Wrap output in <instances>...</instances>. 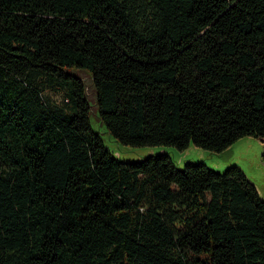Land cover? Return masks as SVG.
<instances>
[{"label":"trees","instance_id":"trees-1","mask_svg":"<svg viewBox=\"0 0 264 264\" xmlns=\"http://www.w3.org/2000/svg\"><path fill=\"white\" fill-rule=\"evenodd\" d=\"M89 98L122 144L264 161V0H0V264H264L242 168L121 160Z\"/></svg>","mask_w":264,"mask_h":264},{"label":"rangeland","instance_id":"rangeland-1","mask_svg":"<svg viewBox=\"0 0 264 264\" xmlns=\"http://www.w3.org/2000/svg\"><path fill=\"white\" fill-rule=\"evenodd\" d=\"M86 74V73H85ZM88 75V74H87ZM43 96L45 98L51 99L57 104H62L65 100V94L60 88H54L53 86L45 87L43 91ZM90 103V123L91 127L98 133H100L101 138L106 146L111 148L121 160L126 161H138L146 158L150 154L168 152L177 163L179 168H183L185 162L193 160V162H205L201 161L200 157L196 155L195 148H188L185 150H179L173 146L165 145H155V146H131L125 145L115 140V138L107 131L106 127L101 123L98 117L95 114L94 102L89 98ZM243 145V150H237L235 155H233L232 160H237L243 170L246 172L249 179L259 186L261 189H264V162L262 161V143L260 140L252 138ZM192 147H196L194 144H191ZM210 153V152H208ZM217 158V156H214ZM182 160V161H181ZM210 161L209 159H207ZM208 164V163H207ZM210 166V165H209ZM231 166V165H229ZM227 165L224 167L221 172L229 168ZM213 168L212 166H210ZM219 171L216 168H213Z\"/></svg>","mask_w":264,"mask_h":264},{"label":"crops","instance_id":"crops-1","mask_svg":"<svg viewBox=\"0 0 264 264\" xmlns=\"http://www.w3.org/2000/svg\"><path fill=\"white\" fill-rule=\"evenodd\" d=\"M253 137H245L242 139H239L237 141H235L229 148H227L225 151H223L221 154H223L226 158H220V156L218 154H216V156H218L217 158L214 157L213 155H209L208 151L204 150V149H200L198 147H189L190 148H195V152L197 155H199L201 157V159L205 160L210 166H213L219 170H222L224 167H226L227 165H229L230 163H238L239 165H241L239 162H236L237 160H232V159H227L229 157H231L232 155H234V153L237 150H243V145L251 142L250 140H252ZM259 140V139H258ZM233 157V156H232ZM231 157V158H232ZM207 159H209L210 161H208ZM242 166V165H241ZM258 191L261 195V197L264 199V189H261L259 186H257Z\"/></svg>","mask_w":264,"mask_h":264},{"label":"water","instance_id":"water-1","mask_svg":"<svg viewBox=\"0 0 264 264\" xmlns=\"http://www.w3.org/2000/svg\"><path fill=\"white\" fill-rule=\"evenodd\" d=\"M245 137H251V136H245ZM245 137H242V138H245ZM242 138H240V139H242ZM253 138H255V137H253ZM255 139H257V138H255ZM239 140V139H238ZM262 143V142H261ZM192 147V146H191ZM262 147H263V145H262ZM201 149V148H200ZM206 151H208V150H206ZM208 152H210V151H208ZM262 153H263V151H262ZM209 155H213V156H216V154H218L219 156H220V158L219 159H223V158H226L223 154H221V153H213V152H210V153H208ZM197 155V154H196ZM234 155H235V153H234ZM117 156V155H116ZM233 156V155H232ZM231 156V157H232ZM119 157V156H118ZM198 157H200L199 155H198ZM231 157H229V158H227V159H232ZM173 158V157H172ZM200 159H201V157H200ZM261 159H262V157H261ZM182 161V160H181ZM192 162H193V160H191ZM201 161H205V160H201ZM187 162H190V161H187ZM264 162V161H263ZM205 163L207 164V162L205 161ZM177 164V163H176ZM208 166H209V164H207ZM229 165H236V166H239L238 165V163H230ZM228 165V166H229ZM210 167V166H209ZM213 167V166H212ZM230 167V166H229ZM240 168H242L241 166H239ZM213 168H215V167H213ZM217 169V168H216ZM219 170V169H218ZM242 170H243V168H242ZM219 171H221V170H219ZM244 171V170H243ZM245 172V171H244ZM245 174H246V172H245ZM247 175V174H246ZM248 177V176H247ZM249 178V177H248ZM251 181V180H250ZM252 182V181H251ZM252 183H254V182H252ZM255 184V183H254ZM256 185V184H255ZM257 187V186H256ZM258 189V188H257Z\"/></svg>","mask_w":264,"mask_h":264}]
</instances>
